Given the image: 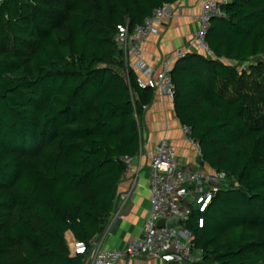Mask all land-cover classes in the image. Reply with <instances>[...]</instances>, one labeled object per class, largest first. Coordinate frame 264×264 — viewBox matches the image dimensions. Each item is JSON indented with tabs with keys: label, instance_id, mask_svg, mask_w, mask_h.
I'll return each instance as SVG.
<instances>
[{
	"label": "trees",
	"instance_id": "16d2710c",
	"mask_svg": "<svg viewBox=\"0 0 264 264\" xmlns=\"http://www.w3.org/2000/svg\"><path fill=\"white\" fill-rule=\"evenodd\" d=\"M180 1L0 0V264H85L74 245L104 231L155 94L126 73L119 27ZM223 9L219 60L172 73L179 121L229 182L184 227L197 264H264V0Z\"/></svg>",
	"mask_w": 264,
	"mask_h": 264
},
{
	"label": "built area",
	"instance_id": "2783aa9c",
	"mask_svg": "<svg viewBox=\"0 0 264 264\" xmlns=\"http://www.w3.org/2000/svg\"><path fill=\"white\" fill-rule=\"evenodd\" d=\"M232 0H204L201 12L196 17L198 29L194 33L187 49H178L158 67H152L144 59V45L154 34L158 33V23L170 19L175 13L174 5H163L145 18L142 24L129 32L126 26L119 27V46L124 52L126 73L133 71L142 89H153L168 101L174 103L177 89L172 73L176 64L189 53L196 52L206 59L219 60L208 43V34L213 21L226 16L223 7ZM148 107H144L146 110ZM183 135L193 144L201 155V148L193 137L190 126L182 125ZM138 158L125 156V176H131L128 190L120 195L122 202L132 199L138 185L139 170L134 167ZM228 175L225 172H203L187 169L183 166L176 148L167 139H162L151 154V209L146 220L143 235L134 239L122 249H104L94 239L90 246L76 242L75 254L92 255L91 264H118L119 261H132L146 257L167 264L181 261L182 264H197L202 252L195 249L193 235L184 225L190 219L194 209L204 213L212 203L218 190L227 188ZM178 219L180 226L175 229L159 228L160 220ZM199 220V228L203 227Z\"/></svg>",
	"mask_w": 264,
	"mask_h": 264
},
{
	"label": "crops",
	"instance_id": "0c3cea01",
	"mask_svg": "<svg viewBox=\"0 0 264 264\" xmlns=\"http://www.w3.org/2000/svg\"><path fill=\"white\" fill-rule=\"evenodd\" d=\"M218 1V0H217ZM204 0H181L174 5L175 13L170 19L157 25L158 33L152 35L144 45V59L148 65L158 68L163 61L178 49H187L198 29L196 17L200 14ZM174 103L155 92L154 100L146 109L140 123V150L134 160L138 172V185L132 199L120 200V195L130 186V177L124 176L116 198V206L110 215L104 231L97 240L104 249H122L137 237L143 235L146 220L151 209V154L162 140H169L176 148L183 166L187 169L212 172L209 166L200 167L197 159L201 156L196 147L188 142L182 133ZM88 255L85 264H91ZM118 264H164L146 257Z\"/></svg>",
	"mask_w": 264,
	"mask_h": 264
},
{
	"label": "water",
	"instance_id": "95a60500",
	"mask_svg": "<svg viewBox=\"0 0 264 264\" xmlns=\"http://www.w3.org/2000/svg\"><path fill=\"white\" fill-rule=\"evenodd\" d=\"M250 65H251V62H246L244 64V67H248ZM197 164L200 167H205L206 166V163H205L204 158L202 156H200L197 159ZM179 226H180V221L178 219H172V220H169V221L160 220L157 223V227H159V228L167 227L168 229H175V228H177ZM167 264H182V263H181V261H170Z\"/></svg>",
	"mask_w": 264,
	"mask_h": 264
}]
</instances>
